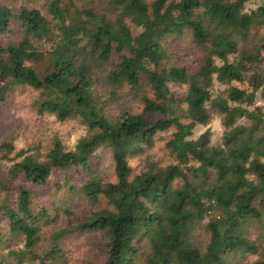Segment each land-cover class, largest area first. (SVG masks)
I'll list each match as a JSON object with an SVG mask.
<instances>
[{"label": "trees", "instance_id": "1", "mask_svg": "<svg viewBox=\"0 0 264 264\" xmlns=\"http://www.w3.org/2000/svg\"><path fill=\"white\" fill-rule=\"evenodd\" d=\"M252 1L0 0V106L29 87L37 114L86 129L73 148L0 140V264H68L67 237L91 232L103 264H264V0ZM180 37L190 64L172 57ZM123 92L142 109L113 115ZM61 192L107 206L80 214Z\"/></svg>", "mask_w": 264, "mask_h": 264}, {"label": "rangeland", "instance_id": "2", "mask_svg": "<svg viewBox=\"0 0 264 264\" xmlns=\"http://www.w3.org/2000/svg\"><path fill=\"white\" fill-rule=\"evenodd\" d=\"M19 2L36 3L35 5H41L43 3L42 0H16L17 4ZM258 2L257 0H253L248 6L254 7ZM171 42L172 57L190 64L195 58V55L188 37H180L171 40ZM173 91L175 93L180 92V88L173 87ZM36 94L29 87L18 89L12 93L7 103L0 106V140H13L19 149L28 148L44 151L51 144L52 138L57 135L67 148H73L78 139L86 133L85 127L76 120L61 122L53 115L37 114L32 106ZM258 104L264 105V101L259 100ZM141 109L142 105L139 100L127 92L119 95V99L110 107L111 113L116 116L120 115L123 111H140ZM209 126L213 131V141L216 142L222 133V125L215 118ZM209 126H197L194 136H198ZM169 135L170 133L163 134L164 137H168ZM97 155V165L102 175L107 180H115L114 162L111 152L108 149H100ZM84 179L85 177L83 176L79 177L77 181L78 185ZM47 199H50V197L45 196L41 198V201H46ZM57 199L66 200L71 208L80 214L102 209L107 206L105 201L93 205L86 199L80 198L78 195L69 194L68 192L59 193ZM102 236V233L99 232L78 233L68 236L66 239V247L68 248L69 255L68 264H103L106 255L101 245ZM255 258L256 256L249 255L246 260H253Z\"/></svg>", "mask_w": 264, "mask_h": 264}]
</instances>
